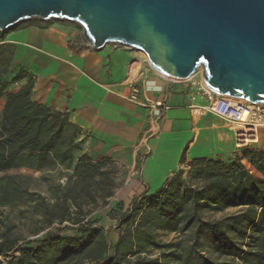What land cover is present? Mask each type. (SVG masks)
Returning <instances> with one entry per match:
<instances>
[{"label": "trees", "instance_id": "obj_1", "mask_svg": "<svg viewBox=\"0 0 264 264\" xmlns=\"http://www.w3.org/2000/svg\"><path fill=\"white\" fill-rule=\"evenodd\" d=\"M5 33L0 32V174L55 168L36 179L0 176V257L7 264H264V151L253 148L227 162L193 159L157 192L126 206L114 201L117 240L108 242L92 214L113 198L118 167L109 158L83 154L82 130L68 114L31 99L33 79L12 66L13 49L1 44ZM7 74L12 84L25 83L5 92ZM229 209L235 211L204 218ZM4 210L27 221L29 236L36 238L12 235L15 226ZM53 226L75 235L47 231ZM165 234L176 238L165 242Z\"/></svg>", "mask_w": 264, "mask_h": 264}, {"label": "crops", "instance_id": "obj_2", "mask_svg": "<svg viewBox=\"0 0 264 264\" xmlns=\"http://www.w3.org/2000/svg\"><path fill=\"white\" fill-rule=\"evenodd\" d=\"M1 44L13 49L12 66L33 79L31 99L68 114L82 130V153L116 163L118 188L109 202L129 203L157 192L193 159L227 162L239 155L226 119L200 110L204 102L199 99L191 109L188 81L173 82L143 69L131 50L94 51L81 30L58 20L21 24L6 32ZM12 78L3 77L5 92L25 83L12 84ZM134 88L136 99L130 100ZM161 100L167 110L157 118L145 101ZM3 103L1 98L0 113ZM256 144L255 150L264 151V128ZM103 221L100 217L97 225ZM113 235L112 243L117 231Z\"/></svg>", "mask_w": 264, "mask_h": 264}, {"label": "water", "instance_id": "obj_3", "mask_svg": "<svg viewBox=\"0 0 264 264\" xmlns=\"http://www.w3.org/2000/svg\"><path fill=\"white\" fill-rule=\"evenodd\" d=\"M74 23L92 50L142 53L172 81L200 74L214 94L264 105V0H0V32Z\"/></svg>", "mask_w": 264, "mask_h": 264}, {"label": "built area", "instance_id": "obj_4", "mask_svg": "<svg viewBox=\"0 0 264 264\" xmlns=\"http://www.w3.org/2000/svg\"><path fill=\"white\" fill-rule=\"evenodd\" d=\"M144 64L149 68L145 57ZM172 81V80H171ZM188 81V95L192 106L199 99L204 102L200 108L228 121L233 132L235 149L250 148L257 143L258 130L264 128V105H252L243 100L222 97L210 91L202 82L200 74ZM183 82V81H173ZM137 89H133L130 100H135ZM152 106L153 113L157 118L167 110V105L161 101L148 102ZM194 108L195 106L192 107ZM8 259L0 257L1 264H7Z\"/></svg>", "mask_w": 264, "mask_h": 264}, {"label": "rangeland", "instance_id": "obj_5", "mask_svg": "<svg viewBox=\"0 0 264 264\" xmlns=\"http://www.w3.org/2000/svg\"><path fill=\"white\" fill-rule=\"evenodd\" d=\"M29 22H39V21L38 20H31ZM70 24H72V26L75 29H77L79 31L81 30V28L78 25H76L74 23H70ZM131 52L135 53L134 56L136 59H134V60L136 62H140L141 63L140 65H142L143 69H148L151 72L150 68H148L145 64H143L145 56L140 52H136V51H131ZM230 129H231V127H230ZM256 146H258V145L257 144L253 145L250 148L257 149ZM54 172H55V168H44L39 172H32V171H26V170H10V171L1 173L0 176L22 174V175L30 176V177L36 179V178H39L43 174H53ZM114 201L112 200V202H109L108 206H106L104 208H99L92 214V217H94L97 220H99L100 217L103 218V220H104L103 224H101V225L98 224V226L103 227L104 232L106 233V238H107L108 242H110V243L113 242V237H114L113 232L116 231V225H117V218L115 217V215L113 213L110 212V207H111V205H113L115 203ZM122 203L126 206L128 202H122ZM234 211L235 210H233V209H229V210H226L225 212L220 213V214H206L204 216V218L208 219V220H215V219H219L220 217H222L224 215H229V214L233 213ZM3 213H4V215L9 216L8 224L15 226V229L11 231L12 235L19 236L21 238H26L28 240H32V239L36 238V237H30L29 236L28 231L26 229L27 228L26 227L27 221L14 219L13 213H10L8 210H4ZM61 228H62V226H61ZM58 229H60V227L53 226V227L49 228L47 231L58 233L59 235H62V236H74L75 235V232L72 231L71 229H64V230L60 229V231L57 232L56 230H58ZM1 230H3V228L0 229V231ZM39 236H37V237H39ZM175 238H176V236L173 234H165L164 236H162V240L165 242L172 241Z\"/></svg>", "mask_w": 264, "mask_h": 264}, {"label": "bare ground", "instance_id": "obj_6", "mask_svg": "<svg viewBox=\"0 0 264 264\" xmlns=\"http://www.w3.org/2000/svg\"><path fill=\"white\" fill-rule=\"evenodd\" d=\"M194 78H196V76H193V77H191V78H189L188 80H192V79H194ZM230 100H233V98H229Z\"/></svg>", "mask_w": 264, "mask_h": 264}]
</instances>
